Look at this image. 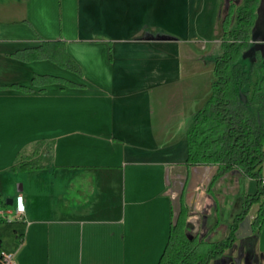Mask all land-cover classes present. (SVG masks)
I'll return each instance as SVG.
<instances>
[{
  "label": "crops",
  "instance_id": "1",
  "mask_svg": "<svg viewBox=\"0 0 264 264\" xmlns=\"http://www.w3.org/2000/svg\"><path fill=\"white\" fill-rule=\"evenodd\" d=\"M130 2L112 4L109 15L157 11L161 0ZM200 3L176 0L170 7L192 12L205 9ZM98 38L107 45L101 57L91 48L89 76L58 74L81 87L0 91V198L12 201L11 210L17 195L25 205L24 216L11 220L24 224L22 239L4 230L2 252L13 254L11 264H157L178 217L188 234L218 242L241 212L243 196L257 191V182L237 169L217 175L215 165L184 164L185 131L211 94V58L181 52L179 71L149 72L140 52L145 40ZM10 59L21 65L4 62L0 85L15 83L19 69L22 86L34 74H50L45 61ZM39 142L50 146L48 164L14 170L18 156L35 155ZM261 175L264 181V160ZM256 214L254 205L250 223ZM255 250L264 264V222Z\"/></svg>",
  "mask_w": 264,
  "mask_h": 264
},
{
  "label": "trees",
  "instance_id": "2",
  "mask_svg": "<svg viewBox=\"0 0 264 264\" xmlns=\"http://www.w3.org/2000/svg\"><path fill=\"white\" fill-rule=\"evenodd\" d=\"M241 1L240 6L235 8L234 26H228L227 22L231 4L223 19V35L220 40L222 54L216 57L213 64L211 94L192 116L185 131L184 164L215 165L217 175L237 169L244 177L255 180L258 188L253 195L243 196L241 212L235 216L228 234L221 241L207 242L188 234L184 221L178 217L170 228L167 244L157 264H210L223 257L236 241L239 224L254 205H257V214L251 222L253 235H256L264 222V191L261 183L264 160V0ZM259 3V19L253 28L254 9ZM251 42L259 49L258 56L262 59L259 67L255 64L247 67L239 63L242 49L250 47ZM9 56L24 63L50 61L62 70L82 76L80 67L66 52L62 41L43 40L36 46L15 50ZM259 74L261 77L257 78ZM49 85L81 87L64 77L34 74L30 79V86L16 83L0 85V91L29 93L33 87L43 91ZM255 105L259 108L255 109ZM49 147L43 142L35 144V155H19L12 168L34 170L45 167L49 161ZM37 152L41 154L38 155ZM44 153L45 156H42ZM8 207L0 198V210ZM5 228L21 240L24 224L0 217V254L5 245Z\"/></svg>",
  "mask_w": 264,
  "mask_h": 264
},
{
  "label": "rangeland",
  "instance_id": "3",
  "mask_svg": "<svg viewBox=\"0 0 264 264\" xmlns=\"http://www.w3.org/2000/svg\"><path fill=\"white\" fill-rule=\"evenodd\" d=\"M134 1L144 3L147 0H132L130 3L133 5ZM122 2L123 0H35L25 5L26 2L0 5V67L6 61L21 65L11 61L8 56L15 49L32 46L43 40L62 41L65 47L70 44L67 53L81 71L89 76L93 69L91 48L95 46L93 51L99 56L102 46L107 45L104 41L95 43L94 41L99 40L98 37H107L113 41L121 38L145 40L148 46L140 52L142 58L145 57V67H148L149 72L166 73L172 72L174 68L179 71L181 64L185 65L186 56L181 55V52L191 50L196 58H211L210 61L214 64L216 57L222 54L220 40L223 35L222 22L228 12L227 5L231 4L228 26L233 27L235 8L242 1L201 0L200 4H205V9L191 12L173 11L170 6L176 0H161L157 11H147L141 15L110 16L112 4L119 5ZM259 5L260 3L254 9L253 28L259 19ZM160 44L163 46L162 52H159ZM258 53V47L251 42L250 47L242 49L239 63L247 67L252 64L259 67L262 59ZM44 66V71H50L48 75L65 74L50 61H45ZM18 73L14 82L24 85L22 70L19 69ZM3 77L0 74V81H4L1 80ZM8 208L11 210V206ZM245 234L243 231L242 236L225 255L210 264H262L256 255L255 234Z\"/></svg>",
  "mask_w": 264,
  "mask_h": 264
},
{
  "label": "built area",
  "instance_id": "4",
  "mask_svg": "<svg viewBox=\"0 0 264 264\" xmlns=\"http://www.w3.org/2000/svg\"><path fill=\"white\" fill-rule=\"evenodd\" d=\"M262 188L264 191V181L262 180ZM25 205L24 199L21 195H17L14 199L13 209L12 210H0V217L4 218L7 221L11 220H20L24 216ZM11 215V216H10ZM13 259L12 253L0 254V263L1 264H11Z\"/></svg>",
  "mask_w": 264,
  "mask_h": 264
},
{
  "label": "water",
  "instance_id": "5",
  "mask_svg": "<svg viewBox=\"0 0 264 264\" xmlns=\"http://www.w3.org/2000/svg\"><path fill=\"white\" fill-rule=\"evenodd\" d=\"M244 101V99H243ZM7 204L11 205L12 201L9 200V202H7ZM241 226L239 224L238 229L236 231V239H238L239 237L242 236L243 231L246 232V236L252 234V227H251V223H250V216L249 214L244 218V220L241 222Z\"/></svg>",
  "mask_w": 264,
  "mask_h": 264
},
{
  "label": "bare ground",
  "instance_id": "6",
  "mask_svg": "<svg viewBox=\"0 0 264 264\" xmlns=\"http://www.w3.org/2000/svg\"><path fill=\"white\" fill-rule=\"evenodd\" d=\"M1 254H3V252H1Z\"/></svg>",
  "mask_w": 264,
  "mask_h": 264
}]
</instances>
